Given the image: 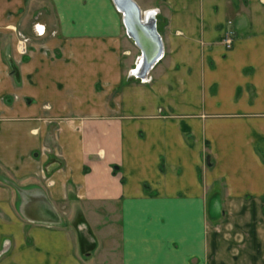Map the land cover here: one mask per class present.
<instances>
[{
  "label": "crops",
  "instance_id": "1",
  "mask_svg": "<svg viewBox=\"0 0 264 264\" xmlns=\"http://www.w3.org/2000/svg\"><path fill=\"white\" fill-rule=\"evenodd\" d=\"M135 1L142 75L113 0H0V264H264V0Z\"/></svg>",
  "mask_w": 264,
  "mask_h": 264
},
{
  "label": "water",
  "instance_id": "2",
  "mask_svg": "<svg viewBox=\"0 0 264 264\" xmlns=\"http://www.w3.org/2000/svg\"><path fill=\"white\" fill-rule=\"evenodd\" d=\"M116 7L122 12L123 21L130 37L134 39L142 50L139 60L141 71L136 72L142 75L147 71L152 62L157 60L162 50L161 37L156 29L155 15L151 10H143L147 16L142 18L141 11L135 0H113ZM136 66V69L138 68ZM207 163L210 164L207 155ZM52 220V219H51Z\"/></svg>",
  "mask_w": 264,
  "mask_h": 264
},
{
  "label": "rangeland",
  "instance_id": "3",
  "mask_svg": "<svg viewBox=\"0 0 264 264\" xmlns=\"http://www.w3.org/2000/svg\"><path fill=\"white\" fill-rule=\"evenodd\" d=\"M229 5L231 6V7H233L234 9L232 10V11H230L229 12V15H228V26L230 25H232V23L233 22H231L230 23V21L231 20H235L236 19V17H248V10L246 9L247 7H248V0H229ZM238 7V8H237ZM240 7H243V8H241V9H239ZM145 10H151V11H153V13H154V15H155V17H156V14H157V12L159 11L158 10V8H151V9H145ZM245 30L246 29H248L247 27H245L244 28ZM238 32H241V29H239V31ZM4 32H2V33H0V37L2 38V43H3V50H4V53L6 54V53H8L9 52V50H10V48H11V40H10V38H9V36H6L5 34H3ZM234 34H235V32H234V30L233 29H231L230 27H227V30H226V33H225V35H224V37H223V39H222V41L224 42V44L226 45V46H230L231 45V42H232V40H233V37H234ZM18 41H17V44L19 43V41L21 40V39H28L29 40V36H27L26 34H23V33H20L19 34V32H18ZM227 37H230L231 38V42L230 43H228V42H225V38H227ZM26 43H28V42H26ZM26 53V52H25ZM138 56L139 55H137L136 56V58H135V61H134V65H133V67H130L129 69H128V72L130 73V71L131 70H133V69H136V66H137V64H138V61H139V59H138ZM10 65H11V63H10ZM135 72V71H134ZM133 75V74H132ZM135 75H137V74H135ZM216 204V203H215ZM81 254V253H80ZM80 262V264H112L113 263V261H79ZM13 264V263H12ZM15 264V263H14ZM74 264H79V263H74Z\"/></svg>",
  "mask_w": 264,
  "mask_h": 264
},
{
  "label": "built area",
  "instance_id": "4",
  "mask_svg": "<svg viewBox=\"0 0 264 264\" xmlns=\"http://www.w3.org/2000/svg\"><path fill=\"white\" fill-rule=\"evenodd\" d=\"M26 40H27V39H21V40L19 41V50H20V52H22V53L26 50ZM225 42L230 43V42H231V38H230V37L225 38ZM134 71H135V72H134ZM130 73H131V74H134V75L137 74V73H136V70H134V69L131 70ZM145 77H146V76H144L142 79H146V78H147V77H146V78H145ZM150 77H151V76L149 75L148 78H150ZM148 78H147V79H148Z\"/></svg>",
  "mask_w": 264,
  "mask_h": 264
},
{
  "label": "bare ground",
  "instance_id": "5",
  "mask_svg": "<svg viewBox=\"0 0 264 264\" xmlns=\"http://www.w3.org/2000/svg\"><path fill=\"white\" fill-rule=\"evenodd\" d=\"M140 11H141V10H140ZM141 16H142V18H143V17L145 18V17L147 16V14L145 15V13H142V12H141ZM152 64H153V62L151 63V65H152ZM151 65H150V66H151ZM137 67H138V68L136 69V72L139 73V71H141V70H140L139 66H137ZM134 70H135V69H134Z\"/></svg>",
  "mask_w": 264,
  "mask_h": 264
}]
</instances>
